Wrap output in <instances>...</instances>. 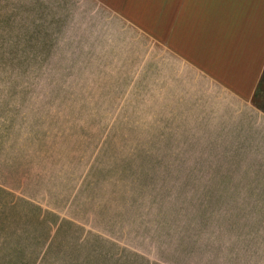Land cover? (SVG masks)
I'll return each instance as SVG.
<instances>
[{"label": "rangeland", "instance_id": "rangeland-1", "mask_svg": "<svg viewBox=\"0 0 264 264\" xmlns=\"http://www.w3.org/2000/svg\"><path fill=\"white\" fill-rule=\"evenodd\" d=\"M126 30L0 0V264H264V160Z\"/></svg>", "mask_w": 264, "mask_h": 264}, {"label": "crops", "instance_id": "crops-1", "mask_svg": "<svg viewBox=\"0 0 264 264\" xmlns=\"http://www.w3.org/2000/svg\"><path fill=\"white\" fill-rule=\"evenodd\" d=\"M92 1L122 20L131 40L170 56L172 78L204 81L205 104L227 112L252 160H264V0Z\"/></svg>", "mask_w": 264, "mask_h": 264}]
</instances>
